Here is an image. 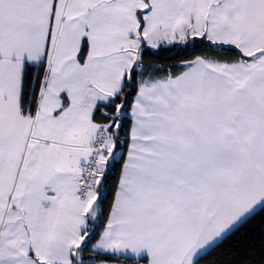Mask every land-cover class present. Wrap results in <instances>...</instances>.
<instances>
[{
  "label": "snow or ice",
  "instance_id": "6c2138e0",
  "mask_svg": "<svg viewBox=\"0 0 264 264\" xmlns=\"http://www.w3.org/2000/svg\"><path fill=\"white\" fill-rule=\"evenodd\" d=\"M0 264H264V0H0Z\"/></svg>",
  "mask_w": 264,
  "mask_h": 264
}]
</instances>
